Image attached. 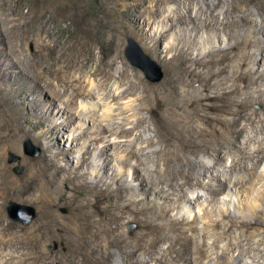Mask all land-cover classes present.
<instances>
[{
    "label": "bare ground",
    "instance_id": "1",
    "mask_svg": "<svg viewBox=\"0 0 264 264\" xmlns=\"http://www.w3.org/2000/svg\"><path fill=\"white\" fill-rule=\"evenodd\" d=\"M118 2L121 11L124 12L120 19L122 26L127 31L138 28V36L147 48L161 62L168 65L169 72L163 87L152 89L141 77L133 79L131 77L133 74L122 67L116 77L118 86L126 79L129 85L124 90L118 89L117 94L113 93L109 96L115 98L134 93L136 98L113 111L112 106L109 105L111 101L106 105L99 104L96 109V105L88 100L95 92L92 82L88 84L76 80L75 84L72 83L74 85L72 97L61 101L62 107L58 112H61V115L69 113L76 97H80L83 102H80L76 109L73 107V110H76L73 115L75 118L88 116L90 117L88 121L92 123L88 128L83 127L85 121L80 123V131L72 137L74 146L63 148L59 143V137L57 138L59 132L57 126L59 123H65L67 126L72 119H64L58 123L57 119H54L55 116L50 114L55 106L54 102L60 96L52 81L43 76L41 70L32 74L34 85H29L24 81L25 79L21 80L17 74L9 77L10 79L5 75L6 84L0 85V223L3 221L1 209L8 199L22 203L29 202L37 210V217L31 225L29 224L30 226H17L9 221L6 227L2 226L6 230L8 247L13 252L28 247L30 252L25 256L40 264H52L55 260L62 264H178L179 262L204 264L206 262L203 259L213 260L217 264L225 261L231 264L230 261L239 263L245 255H249L250 264H264L259 255L264 243V171L257 174V168L264 159V141H262L264 137L256 141L257 146L248 150L236 144V137L240 135L243 127L249 126L253 129L257 127L256 123H261L264 129L262 124L264 117L260 120L256 119L258 114L252 109L253 105L264 109V81L257 86L258 89L255 90L257 95L252 96L253 91L251 95L245 92L249 83L246 79L256 74L255 65L258 67L264 65V60L261 64H258L259 60L247 69H239L248 66L253 56H260L261 59L264 57L262 55L264 19L261 20V26L246 25L248 19L255 24L258 22L254 16H261L264 13V0H118ZM133 2H147V11L142 20L135 17L125 22L126 18L129 20L127 8ZM168 2L174 3V6L166 8L165 4ZM51 3H57V0H42L44 5ZM192 4H195V7ZM182 7L186 11L185 15L180 14ZM106 15L112 17L111 22L116 16L113 11L106 12ZM162 15L163 19L156 28L151 27L152 24L157 23L155 19ZM30 19L41 23L35 32L41 35L37 51L42 54L40 59L43 58L51 66L54 59H60L65 50L58 45L55 28L49 26V20H41L40 15L31 16ZM107 19L105 24H108V28L114 29L109 18ZM203 28L208 33L203 34ZM170 30H174L173 34ZM111 37L106 41L111 43L108 51L114 56L105 61L107 67H111L119 55L118 48L112 46L111 41L114 40ZM169 37L171 40L168 39ZM37 39L35 37V40ZM164 42V48L161 49L160 45ZM197 43L199 48L192 56L191 52ZM252 45H255V51L247 50ZM238 49L244 50L237 64L238 70L226 80L219 78V72L215 71L204 77L200 74H189L199 82L200 87L196 88L194 80L187 78L189 63L195 65L210 56L217 57L216 61H222ZM168 53L172 55L168 56ZM44 69L47 71L45 65ZM50 71L51 75L61 81L64 88L69 85L70 82L62 77L58 67ZM111 77L113 75L108 73L105 83ZM224 81L231 84L221 87L212 96L208 94L211 87L218 86ZM237 82H242L243 85ZM38 90H45L47 93L45 100L48 102L43 106L32 103L35 97L28 100L29 94ZM14 93L22 95L24 101L14 103L12 100ZM236 94H240V97L232 98L231 105L229 104L233 110L230 112L231 120L226 131L229 137L227 139L217 137L218 139L205 141L202 144L178 140L177 143L175 141L168 144L167 135L164 134L166 136L162 137L164 125L160 130L151 124H148L146 129L153 130L155 132L153 136L143 138L140 133L135 134L139 142L129 143L128 147L137 146L140 151L150 147L158 139L163 142L160 149L148 150L144 154L155 166L147 170V175L139 173V166L144 163L141 159L142 162L133 166L132 179L127 180V170L123 166V161L128 155L125 153L126 155L119 162L111 157L114 156L121 142L111 141L110 138L116 139L119 134L109 133L112 135L110 138V135L102 136L105 132H111L115 124L116 127L122 126V122H118L115 118L117 115L125 114L127 110L133 111L127 121L126 118L124 119L130 126L122 127L118 133L125 131L129 134L136 133L137 125L150 121L156 113H159L157 116L161 117L165 124L161 112L166 109L179 106L184 109L199 107L203 105L204 100L211 97L220 100L222 97L231 98ZM90 112L92 113L88 115ZM143 113H147V116L144 117ZM238 119H243L244 122L240 128H237V125H240ZM25 124L29 125V128H26ZM84 128L91 129L95 135L90 139H84L86 131ZM26 136L41 143L43 151L38 158L27 162L24 174L15 176L4 162L5 152L9 148H18L20 141ZM248 138L250 140L247 142L253 140V137ZM82 139L81 147L75 149ZM98 143L100 145L97 146ZM91 145L96 146L89 150ZM109 150L112 151L111 154H107ZM126 150L129 152L128 148ZM199 152L203 153L206 161L197 158ZM231 153L233 158L230 164L223 165V156ZM136 154L134 151L132 156ZM215 165H220L222 170H214ZM199 170L203 171V176H207L208 173L220 176L219 180H214V183L211 181L205 183L199 179L194 181L193 177L197 176ZM154 172L156 176H153ZM233 174L236 175L233 177ZM155 178L157 182L154 181ZM138 179L139 183L134 184L133 181ZM261 181L263 182L261 187L255 190V184ZM186 186L191 190L206 188L207 197L212 200L227 189L225 207L211 206L212 208L207 210L202 206L203 203L199 204L197 208L206 218L201 228L191 225L186 218L173 213L180 206L176 205L173 195H176L177 199L183 197L189 200L184 190ZM196 196L200 197L198 194ZM62 207H67L70 211L61 214L59 209ZM214 215L216 218L213 219ZM125 220L135 221L139 231L133 235L125 233ZM217 227L221 229L216 230ZM187 231H190V234H186ZM197 234L202 238L209 234L212 240L209 244L203 240L199 242L196 240ZM222 239L226 242L222 248H219L217 243ZM53 241L61 242L66 248L65 253L59 258L50 255L44 249ZM161 242H165L166 246H159ZM209 248L210 254L207 253ZM233 251H236L237 255L229 256ZM186 255L190 256L189 259ZM23 258L21 252L16 263L23 264ZM13 259L14 256L8 254L4 263L0 261V264L9 263Z\"/></svg>",
    "mask_w": 264,
    "mask_h": 264
},
{
    "label": "rangeland",
    "instance_id": "2",
    "mask_svg": "<svg viewBox=\"0 0 264 264\" xmlns=\"http://www.w3.org/2000/svg\"><path fill=\"white\" fill-rule=\"evenodd\" d=\"M51 4L44 5L42 4V0H0V67H1L0 68L1 69L0 70V85L6 84V77L7 79H10L12 76H14V74H17L18 76H20L21 80L25 79L24 81H26L29 85H34L35 81L32 78L33 77L32 74H36L41 70V72H43L42 73L43 76L49 79V81L51 80L56 90L58 91V93H60L59 98H57L56 99L57 101L54 102L55 106L51 109L50 114L53 117L55 116L54 119H57L58 123L62 122L64 119H72V121L68 123L67 126L65 123H59V125L57 126V129H58L57 131H59L57 133V138L59 137L58 138L59 143L63 148H67L68 146H71V145L74 146L75 143L72 142V137L75 133L80 131L79 129L80 123H83L85 121V124L83 127H86V128L90 127L92 123L91 121H88L90 119V117L88 116H87L88 118L85 116H82V117L80 116L79 118L78 117L75 118V116L73 115V112L76 111V110H73V107L75 108L80 104V102L81 103L83 102L80 97L78 98L76 97V101L70 106L69 113L67 114L65 113L61 115V112H58V110L62 107L61 101L68 100L69 98L72 97V91L74 87L72 83L75 84L76 80H81V81H84V83H88V84H91L92 82L93 92L94 91L95 92L88 99L89 102L91 104L96 105V109H97L99 104L102 103L106 105V104H109V102L111 101L109 105L112 106V109L114 111L115 109L116 110L119 109V107L120 108L124 107L126 103L134 101L136 98V95L134 93H131L130 95L124 94L122 96H118L115 98H112L111 96H109L113 93L117 94L118 89L124 90L129 85L126 79L124 83H119V86H118V81L116 77H118L119 71L120 69H122V67L126 68L129 73L133 74V76L128 74L133 79H135L138 76L141 77L144 83L149 84L152 89H162L163 84L166 79V75L169 72L168 71L169 67L168 65L161 62V60L151 50H149L147 48V45H145L144 42L139 38L138 28L137 29L131 28V30L127 31L126 28L122 26V22H120V19H121V15L124 14V12L121 11L120 2H118V0H70V1L69 0H57V3H54L52 5ZM171 6H174V3L168 2V4L167 3L165 4L166 8L171 7ZM192 6L195 7V4H192ZM47 7L49 8L48 11H47L48 9ZM249 8L252 9L253 7L249 6ZM110 11H113L116 14V16H114V19H113L114 21L117 20L116 22L114 21L111 22L112 17L110 18L109 16L106 15V12H110ZM146 11H147V2L131 3V5L127 8L129 20H127L126 18L125 22L130 21V19H135V17L140 18V20H142ZM66 13L70 16H67ZM180 14L181 15L186 14V11L184 10L183 7L180 10ZM38 15L41 16V20H44V21L49 20V26L53 27V29L55 28L54 32H56L55 37L58 38V45L60 46L61 49L63 48L62 50H65L62 57L60 59L59 58L54 59L53 65L51 66H49L48 63L43 60V58L40 59V57H42V54H40V52L37 51V45L39 41L41 42V35L36 34L35 32L41 23L39 24V21L34 22L30 18L31 16L36 17ZM163 15L160 17H157L155 19L157 23L154 25L152 24L151 27L154 26L156 28L159 22H161L160 20L163 19ZM254 17L257 18L258 22L255 24L251 22L250 19H248L247 21L249 22L246 24L247 26H252V25H257V24H259L258 26H261V20L264 19V13L261 16L255 15ZM107 18H109L110 23L113 24L112 27H114V29L112 27H111L112 29L108 28V24H105V21L108 20ZM117 22H119V24H117ZM189 26L191 27L192 25L190 24ZM173 32L174 30H170L171 34H173ZM202 32L203 34L208 33V32H205L204 28ZM258 36L261 37L262 35H258ZM35 37L36 39L38 37V39L35 40ZM110 37L114 40V41H111L113 44L112 46H116L118 48L119 55L117 56V59L114 62V64L111 67L109 66L107 67V64L105 61L113 58L114 56L112 52L108 51L110 50L109 48H111V43L107 42L106 39H109ZM127 37L132 38L138 44L141 51L145 55H147L151 60H153L156 65L159 66V69L162 73V76L159 80L154 81V82L150 81L140 69L131 65V63H129V61L126 59L124 52L126 48V43H127L126 38ZM168 39L171 40V37H169ZM164 45H165V42L160 45V48L163 49ZM207 46L208 44H206V47ZM198 48L199 46L197 43L194 45V49L191 52V54H193L192 56L195 55ZM249 49L251 51L253 50L255 51V45H252L247 48V50ZM242 52H244L243 49H238L236 52L230 53L228 55V58L222 61H216L218 59L217 57L210 56V57L204 58V60L200 61L198 64L192 65L189 63L188 70L186 72L187 78L188 79L191 78L192 80H194V86L196 88L200 87V84L199 82L195 81L194 76H190L189 74H192V75L200 74L204 77L207 74L215 71V72H219V78H225L226 80L238 70L237 64L241 59L240 56ZM171 55H172L171 53H168V56H171ZM262 55H264V51ZM262 60H264V57L263 59H261L260 56L258 57L257 55L255 57L253 56V58L251 59V63H249L248 66H243L242 68H239V69H242V70L247 69L249 66H253L255 61H259L258 64H261L263 63ZM44 65H45V68H47V71L46 69H44ZM49 67H52V68H49ZM57 67L59 70H61L60 74L62 75V77H65L67 81L70 82L68 83L69 85L65 88L64 86H62L61 81H59L58 78H55L54 75H51L50 70L55 69ZM255 70L257 71L256 74L253 75V77L251 78L249 77L248 79H246V82L247 83L249 82V83H248V86L245 92H249V94L251 95L253 91L252 96L257 95L256 94L257 92H255V90L258 89L257 86H260V84L264 81V74H263L264 65L262 66L260 65L259 67L258 65H255ZM4 71H6V73H4ZM106 72L111 73L113 77L108 79V81L105 83V77L108 74ZM258 75H262V76H258ZM30 79L32 81H30ZM230 84L231 82L224 81V83L218 86L211 87L208 90V94L212 96L213 93L220 90L221 87H227ZM237 84L243 85L242 82H237ZM34 97L35 99L32 103H35L39 106H43L44 104H46V102H48L47 100H45L47 98V93L45 92V90H38L36 93L29 94L28 100H31V98H34ZM239 97H240V94L233 95L231 98L224 97L225 98L224 99L222 97L220 98V100L219 98L211 97L208 100H204L202 106L192 107L193 109L192 108L184 109V107H180V106L178 108L166 109L161 112V115L163 113L162 116L165 119L164 120L165 124H163L161 117H158L159 113H156V115L150 121L147 120V121H144L142 124L137 125L136 130H135L136 133L129 134L128 132L125 131V133L120 132L121 133L120 134L118 132L121 130L122 127L128 128L130 126L127 122H125V120L127 121V119L130 118V114H132L133 111L127 110L125 111V114L122 113L120 116L117 115L116 116L117 118H115V120H117L118 122L119 121L122 122V126L116 127L117 124H115L112 127L111 132L109 131L107 133L105 132L104 133L105 135L102 134V136L103 137L106 135L109 136L111 133L113 134L116 132L117 134H119L117 135L118 138L116 139L110 138L112 135L109 136L111 141L113 140V141L121 142L120 146H118V149H116L115 153L113 154L114 156H111V157L113 159L116 158V160L119 162L121 161V158L124 155L126 154L128 155L127 156L128 158L125 161H123V166L127 170V175H126L127 180H131L132 179L131 173H132L133 166L134 164L140 162L141 159L144 163L139 166L140 174L147 175L148 169L155 168V166L153 165V162L150 159H148L146 156H144V154L148 150L160 149L163 145V142H161L160 139H158L156 143H154L153 145H151L150 147L142 151H140L137 146L132 147L131 145V147H128L129 143L139 142V140L134 136L135 134L140 133L143 138L149 137L151 135L153 136L155 134L153 130L146 129L148 124L154 125L156 129H160V130L163 129V125H164V129H163L164 131H163L162 137L164 138L167 135L166 137H168L169 139L167 141L168 144L175 142V141H176L175 143H177L178 140L198 142L202 144L205 141L207 142V141H211V140L218 139V138L227 139L229 137L226 131L229 128V124H230L229 120H231L230 112L233 110L232 106L230 107L231 105L230 103L233 100L232 98L238 99ZM12 100L14 103L24 101L23 96L20 95L19 93H14ZM252 109L256 111L258 114V117H256V119L258 120H260V118L263 119L264 109H260L258 105H253ZM91 113L92 112L88 113V115H90ZM143 116L146 117L147 113H143ZM122 119L123 120L125 119L124 122ZM238 121L240 125H237L238 127L237 126L236 127L240 128L241 124H243L244 122H243V119H238ZM262 124H264V122H262ZM256 125L257 127L253 129L249 126L243 127L240 135L236 137V144H238L239 146L241 145L244 150L245 149L248 150L249 148L257 146L256 141L264 137V129H262L261 123H256ZM24 126L26 128H29V125L27 124H25ZM108 128L110 129L111 127H108ZM84 130L86 129L84 128ZM37 131H39V129ZM94 135L95 134L92 133L91 129H87L84 132V139L86 138L90 139V137H93ZM248 137H253V140L250 142H247L250 140ZM26 141H29L30 143V145H27V150L29 151V153H26L24 150V143H26ZM262 141H264V139ZM82 143H83V139L80 140L79 145L75 147V149H78L79 147H81ZM96 145L98 146L100 145V143ZM96 145L89 146V150L95 147ZM126 148H128L129 152L126 150ZM133 150L135 151V154L137 153L135 156H132V154L134 153ZM42 151L43 149H42L41 143L36 142L29 136H26L20 141V145L18 148H9L6 150L5 156H4V162L10 167L11 174L15 176H19L25 173L27 162L29 160L38 158L41 155ZM10 153H13L15 155V158L10 156ZM111 153H112L111 150L107 151V154H111ZM187 154L190 155L189 152ZM230 155L225 154L223 156V165L230 164V161L233 158V154L231 156ZM136 157L138 158L136 159ZM197 158L203 159L205 161L207 160L202 152H199ZM214 170L219 171L222 169L220 165H215ZM218 171L217 173H220ZM261 171H264V159L262 160L261 164L257 168V174ZM202 174H203V171L199 170V173H197L198 177L197 176L193 177L194 181H196L195 179H199L200 181L205 182V183L207 181L208 182L211 181V183H214V180L216 179L219 180V177H220L216 175L215 176L209 175L210 173H208L207 176H203ZM236 174H233V177ZM153 176H156L155 172L153 173ZM213 177L214 179H212ZM154 181L157 182L158 181L157 178H155ZM133 183L138 184L139 179L133 181ZM262 183L263 182L261 181L255 184L256 185L255 190H258V188L261 187ZM202 188H197L198 190L196 188H193L191 190V188L186 186L184 190H186L189 196V200L185 198L183 199V197H179L177 199L176 195H173L174 196L173 200L176 201V205L177 204L180 205L177 210L173 211V213L174 214L177 213V216L179 217L181 216V217L186 218L191 223V225L198 226V228H201L204 225V222L206 221V218L204 217L203 212L202 211L200 212L199 209L197 208L199 204L203 203L202 206L206 207L207 210H210L212 208L211 206L213 207L224 206L225 207L224 203L227 201V198H225L227 189H225L222 193L217 195L212 200V198L207 197L208 196L207 189L206 188L202 189ZM197 194L200 197H197L196 196ZM12 203L22 206V208L17 206V207H13L12 208L13 210L11 209L14 215L17 217L16 219H13L8 215L7 208ZM28 203L29 202L22 203L19 201L16 202V200L8 199L2 206L1 210L3 214V221L0 223V261L1 263H4L5 257H7L8 254H12L14 256V259L10 261L9 263H5V264H17L16 263L17 258L22 252V258L23 257L25 258V259L23 258L22 260L23 264H33V263L40 264L36 261L34 262L32 258H27V256H25L30 252L28 247H25L22 250L20 249L18 252L11 251L10 248L8 247V243L6 240L7 237H5L6 230L3 229V227H6V224L8 223V221L14 223L17 226H30L35 221L37 217V210L35 206H32V204L30 203L28 204ZM24 207H31L33 210V217H32L33 219L29 222L22 221L26 218V216H28V213L30 214V212L27 211V208H24ZM69 211L70 209L67 207H62L59 209V212L61 214H67ZM194 214H196L197 217ZM212 218L214 219L216 218V216L214 215ZM220 229L221 227L216 228V230H220ZM124 231L128 235H133L137 233L139 231L137 223L135 221L125 220ZM187 232L186 234H190V231H187ZM211 238L212 236H209V234L204 236L203 238L199 234L196 235L197 241L199 240L200 242L203 240L206 244H209V242H211L212 240ZM225 242L226 240L224 239L218 241L217 243L218 247L222 248ZM159 246L165 247L166 243L161 242ZM44 249L50 255L57 256L58 258L60 257L62 253H65L66 251L65 246L62 245L61 242H57V241H53L50 244H47L44 247ZM208 250L209 251L207 253L210 254V248ZM218 251H220V249ZM229 254H230L229 256H235L237 255V252L233 251V252H230ZM259 255L261 256L260 258L261 262L264 263V243L261 246V251ZM189 257H190L189 255H186V258L189 259ZM203 260L206 262L204 264H217L215 261L210 260V259L209 260L203 259ZM241 261L239 263H234V262L232 263V261H230V263L231 264H248V263L250 264L251 259L249 258V255H245ZM226 262L227 261L221 262L219 264L229 263V262L227 263ZM185 263L186 262H184L183 264ZM52 264H62V263H60V261L58 262L55 260L53 261Z\"/></svg>",
    "mask_w": 264,
    "mask_h": 264
},
{
    "label": "water",
    "instance_id": "3",
    "mask_svg": "<svg viewBox=\"0 0 264 264\" xmlns=\"http://www.w3.org/2000/svg\"><path fill=\"white\" fill-rule=\"evenodd\" d=\"M126 48H125V57L133 65L134 67L140 69L144 75L150 80V81H157L161 78L162 73L159 69V66L155 64L153 60H151L147 55H145L141 49L139 48L138 44L130 37L126 38ZM27 145H30L29 141H26L24 143V150L26 153H29L27 150ZM10 156L15 158V155L13 153H10ZM21 207V205H17L15 203H12L8 206L7 211L8 215L16 219L17 217L13 213V207ZM27 208V211L30 212L28 213V216L23 221H29L33 217V210L31 207H25ZM12 209V210H11Z\"/></svg>",
    "mask_w": 264,
    "mask_h": 264
}]
</instances>
